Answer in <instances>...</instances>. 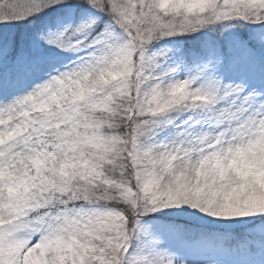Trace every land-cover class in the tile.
Returning <instances> with one entry per match:
<instances>
[{
    "label": "snow or ice",
    "instance_id": "snow-or-ice-1",
    "mask_svg": "<svg viewBox=\"0 0 264 264\" xmlns=\"http://www.w3.org/2000/svg\"><path fill=\"white\" fill-rule=\"evenodd\" d=\"M0 264H264V0H0Z\"/></svg>",
    "mask_w": 264,
    "mask_h": 264
}]
</instances>
